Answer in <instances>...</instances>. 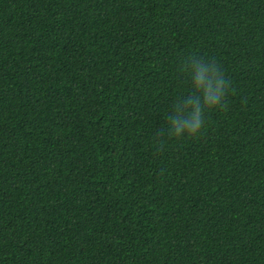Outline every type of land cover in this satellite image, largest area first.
Wrapping results in <instances>:
<instances>
[{
  "label": "trees",
  "instance_id": "16d2710c",
  "mask_svg": "<svg viewBox=\"0 0 264 264\" xmlns=\"http://www.w3.org/2000/svg\"><path fill=\"white\" fill-rule=\"evenodd\" d=\"M0 264H264V0H0Z\"/></svg>",
  "mask_w": 264,
  "mask_h": 264
},
{
  "label": "clouds",
  "instance_id": "9594fccd",
  "mask_svg": "<svg viewBox=\"0 0 264 264\" xmlns=\"http://www.w3.org/2000/svg\"><path fill=\"white\" fill-rule=\"evenodd\" d=\"M183 67L191 69L193 87L199 95H190L174 106L168 123L169 133L177 138L198 136L205 125V110L226 107L224 98L229 92V84L215 62L189 58Z\"/></svg>",
  "mask_w": 264,
  "mask_h": 264
}]
</instances>
